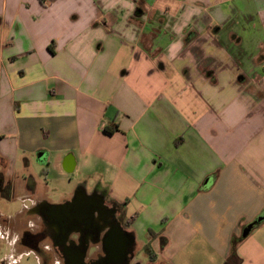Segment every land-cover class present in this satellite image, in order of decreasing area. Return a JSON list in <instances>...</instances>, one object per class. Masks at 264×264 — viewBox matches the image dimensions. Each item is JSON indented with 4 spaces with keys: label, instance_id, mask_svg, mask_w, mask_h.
<instances>
[{
    "label": "crops",
    "instance_id": "obj_1",
    "mask_svg": "<svg viewBox=\"0 0 264 264\" xmlns=\"http://www.w3.org/2000/svg\"><path fill=\"white\" fill-rule=\"evenodd\" d=\"M0 159L4 216L98 191L154 264H264V0H0Z\"/></svg>",
    "mask_w": 264,
    "mask_h": 264
},
{
    "label": "flooded vegetation",
    "instance_id": "obj_2",
    "mask_svg": "<svg viewBox=\"0 0 264 264\" xmlns=\"http://www.w3.org/2000/svg\"><path fill=\"white\" fill-rule=\"evenodd\" d=\"M14 195L11 179L0 170V199ZM23 212L0 213V264H142L134 241L119 256L132 234L122 206L102 192L79 190L55 206L33 201Z\"/></svg>",
    "mask_w": 264,
    "mask_h": 264
},
{
    "label": "rangeland",
    "instance_id": "obj_3",
    "mask_svg": "<svg viewBox=\"0 0 264 264\" xmlns=\"http://www.w3.org/2000/svg\"><path fill=\"white\" fill-rule=\"evenodd\" d=\"M66 182V181H65ZM64 181L62 180H55L53 179L51 182H49L51 185H57V187L55 188V190L53 189H49L47 191V194H48V198L51 200V201H55V203H59L61 198L63 197V194H62V191L66 192L68 189H66L64 187V185L66 186L67 184L65 183ZM64 183V184H62ZM52 187V186H51ZM2 204H6V211H13L15 209H17V202H6V201H2ZM0 205V209L3 205ZM137 257L139 260H141L142 264H148V256L145 252H143V250L141 249H137Z\"/></svg>",
    "mask_w": 264,
    "mask_h": 264
},
{
    "label": "trees",
    "instance_id": "obj_4",
    "mask_svg": "<svg viewBox=\"0 0 264 264\" xmlns=\"http://www.w3.org/2000/svg\"><path fill=\"white\" fill-rule=\"evenodd\" d=\"M102 130H103V133H105L106 135H111L114 131L117 130V125L114 123L111 125H105L103 126ZM255 226L256 225H254L252 228H254ZM149 234L150 235L152 234L151 231ZM240 240H241V237L234 239L232 244L235 245V243ZM144 252L147 254L149 261L153 262L156 260L154 253L151 251L148 245L144 247ZM239 263H240V259L234 254H231L226 261V264H239Z\"/></svg>",
    "mask_w": 264,
    "mask_h": 264
},
{
    "label": "water",
    "instance_id": "obj_5",
    "mask_svg": "<svg viewBox=\"0 0 264 264\" xmlns=\"http://www.w3.org/2000/svg\"><path fill=\"white\" fill-rule=\"evenodd\" d=\"M264 218V216H259L256 220H254L253 222L249 223L248 225H246V227L243 229L242 231V237H245L248 235V233L250 232V230L252 229V227L254 225H256L257 223H259L262 219ZM133 243V237H129L128 239H126L125 241L123 240L121 247L118 251L119 256H123V252L124 249L127 246H131Z\"/></svg>",
    "mask_w": 264,
    "mask_h": 264
}]
</instances>
